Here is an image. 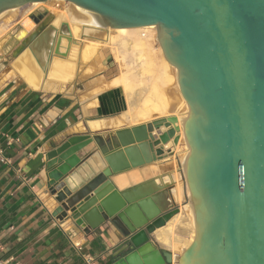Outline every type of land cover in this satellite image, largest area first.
Returning <instances> with one entry per match:
<instances>
[{
  "label": "water",
  "instance_id": "obj_1",
  "mask_svg": "<svg viewBox=\"0 0 264 264\" xmlns=\"http://www.w3.org/2000/svg\"><path fill=\"white\" fill-rule=\"evenodd\" d=\"M47 1L0 0V19ZM65 1L78 9L74 20L84 14L114 28H156L189 110L182 126L171 115L118 129L106 145L100 136L82 134L49 152L48 188L60 203L52 215L63 219L72 209L89 232L83 214L100 201L102 217L125 234L112 251L115 264H264V0ZM43 16L31 14L37 24ZM51 35L42 57L39 42ZM65 36L71 41L66 22L38 32L29 47L41 66L54 54L68 55L60 48ZM181 132L189 148L181 166L195 235L174 256L149 236L179 212L155 196L169 184L125 185L117 177L174 155L163 145H178ZM93 142L103 168L85 181L76 169L94 154Z\"/></svg>",
  "mask_w": 264,
  "mask_h": 264
},
{
  "label": "crops",
  "instance_id": "obj_2",
  "mask_svg": "<svg viewBox=\"0 0 264 264\" xmlns=\"http://www.w3.org/2000/svg\"><path fill=\"white\" fill-rule=\"evenodd\" d=\"M17 16L20 18L21 13ZM4 24L0 25V35L6 30ZM20 44L9 52L0 47V259L4 264H115L112 251L125 234L114 220L102 217L100 201L83 214L89 232L76 223L72 209L63 219L52 215L60 203L48 188L47 155L74 135L100 136L106 145L113 141L116 130L145 121L125 117L132 105L124 88L109 86L121 70L103 48L92 64L85 65L82 59L75 62L74 77L62 84L46 79L50 62L46 69L38 61L37 65L28 50L24 51L26 45L18 47ZM35 78H40L36 84ZM165 90L172 101L171 109L178 103V90L173 82ZM90 147L94 154L76 169L77 176L85 181L92 170L103 168L100 149L95 142ZM163 148L166 152L176 149L173 140ZM139 154L142 156V151ZM180 162L176 153L117 177L125 185L147 181L169 184L155 196L160 195V202L171 203L168 211L179 208V212L149 236L160 249L170 251L158 231L169 227L172 217L186 210ZM89 196L90 200L96 197L93 193ZM88 257L92 258L90 263Z\"/></svg>",
  "mask_w": 264,
  "mask_h": 264
},
{
  "label": "bare ground",
  "instance_id": "obj_3",
  "mask_svg": "<svg viewBox=\"0 0 264 264\" xmlns=\"http://www.w3.org/2000/svg\"><path fill=\"white\" fill-rule=\"evenodd\" d=\"M52 1L57 3L64 2L65 0H49L47 2H41L34 7H30L31 4L24 6H29L31 9L34 8L32 13H30V9H28L21 13L20 18L14 19V21H16L14 28L4 34L0 47L2 46L5 52H9L21 42L18 47L25 44L26 49H24V51L28 50L38 65L29 44L33 42V39L38 35V32L46 28L49 24H52L58 29L63 22H66L71 29L72 39L71 41H68L66 36L63 37L60 48L62 52H67L68 55L62 56L56 54L52 56L49 70L45 75L46 79L60 82L62 84L69 82L74 77V69L76 65L70 57L72 58L78 48H80L81 59L85 61L93 58V55L97 52V49L100 46L109 45L115 50V52L118 51L122 56V64H124L122 74L108 85H120L125 91H127V97L131 103L129 105H132V109H129L125 114V117L131 121L142 122L143 120L146 123L156 118L175 115L179 118V124L182 126V121L189 110L188 105L179 89L176 68L166 60L161 46L160 56L157 55L158 53L153 47L152 40L155 37L158 38V30L156 28L152 26L114 28L111 26H105L98 16L84 14L80 15L78 20H74V15L78 14L77 8H72L67 11L58 10L57 12H52L49 8L47 9V7L41 6L44 4L47 6L46 4ZM39 6L42 8H39ZM22 8H16L11 12L14 16H17V12ZM36 10L38 12H35ZM33 12H47V14H45L43 21L37 24L31 17ZM52 37L53 35L45 36V38L39 42V46L42 47L41 52H43L44 55L46 54V45H48L47 41ZM171 69L174 70L173 74H171ZM141 78L147 79L145 85L140 83ZM39 79L40 78H35V84ZM174 80H176L179 89V98H176L178 100L177 105L173 102L176 106L171 109L176 110V112L170 111V103H172V101L165 90L166 86ZM182 109H184V111H181ZM156 114L158 116L154 117ZM118 117L120 116H117V118ZM125 122L123 121V123ZM118 124L120 125V123ZM181 135L180 143L174 145L176 149L173 150L175 154L178 153L180 151V144H184L185 150L181 154V157H183V155L189 151V148L184 140L182 132ZM178 191L179 192L176 191V194L178 193L177 197L179 199L181 196L179 189ZM174 222L179 226L182 235H178L174 232ZM194 235L195 225L189 213L187 214L186 220L183 217V213L175 215L172 217L169 227L159 229L158 231L160 240L172 249L171 252L174 256L177 255L175 254L177 247L179 245L184 248L188 247L192 242Z\"/></svg>",
  "mask_w": 264,
  "mask_h": 264
},
{
  "label": "rangeland",
  "instance_id": "obj_4",
  "mask_svg": "<svg viewBox=\"0 0 264 264\" xmlns=\"http://www.w3.org/2000/svg\"><path fill=\"white\" fill-rule=\"evenodd\" d=\"M47 6H45V4L44 5H41L42 7H47V9L49 8L50 9V11H58V10H69V9H72V8H75V7H73L68 1H64V2H54V1H52V2H49L48 4H46ZM41 6H39V8L41 7ZM41 7V8H42ZM39 8H37V9H39ZM28 9H30V13H32V11H33V9L34 8H30L29 6H27V7H24V8H22V9H20L18 12H17V14L16 15H18L19 13H22V12H24L25 10H28ZM35 12H38L37 10L35 11ZM77 12H78V9H77ZM34 13V12H33ZM45 14H47V12H44V16H43V18H42V21H43V19H44V17H45ZM16 18H18L17 16H14V14L12 13V12H10V13H8L7 15H5L4 16V18H2L1 20H0V25H2V24H4V28L6 29V30H3V33L0 35L1 36V40H2V37L4 36V34L7 32V31H11L13 28H14V25H15V22L16 21H14V19H16ZM13 21H12V20ZM41 21V22H42ZM152 44H153V47L155 48V50H156V52L157 53H159V54H161V48H160V44H159V40H158V38L157 37H155L153 40H152ZM103 48V49H102ZM100 49H102V52H109L110 54H111V59L113 60V61H116L117 63H118V65H119V67H120V70H121V74H122V72H123V65L124 64H122V62H123V60H122V56L118 53V51H116L115 52V50L112 48V47H110L109 45H106V46H100L98 49H97V52L93 55V58L92 59H90V60H85L84 61V64L85 65H87L88 63L89 64H92L93 63V61L94 60H98L99 59V57H98V51L100 50ZM78 50V51H77ZM76 50V53H78V54H76V53H74V55L72 56V58L70 57V59L72 60V61H74V62H77L78 60H80L81 58H80V48H78ZM97 55V56H96ZM95 56V57H94ZM173 70V69H172ZM88 72H90V71H92L91 69H90V67L88 68V70H87ZM173 73H174V70H173ZM146 82H147V79L146 78H141V81H140V83L142 84V85H145L146 84ZM173 83H175V86L177 87V90H178V94H179V89H178V86H177V82H176V80H174L173 81ZM171 84V83H170ZM125 91V90H124ZM127 91H125V93H126ZM181 111H184V109H182ZM172 112H176V110H172ZM155 116H158L157 114L156 115H154V117ZM185 150V147H184V144H182L181 143V146H180V151L178 152L179 153V158H180V161H182V157H181V154L183 153V151ZM180 173H181V178H182V180H183V183H184V185H185V188H186V198H185V200H186V207H185V213H183V217H184V219L186 220V218H187V214H188V211H187V206H188V196H187V194H188V191H187V187H186V184H185V180H184V178H183V169H182V166H181V162H180ZM176 226V225H175ZM174 232H176L177 234H182V232L179 230V226H176V227H174ZM182 247V246H181ZM184 247H182V248H178L177 250H176V253L177 254H180L181 253V251H182V249H183Z\"/></svg>",
  "mask_w": 264,
  "mask_h": 264
},
{
  "label": "built area",
  "instance_id": "obj_5",
  "mask_svg": "<svg viewBox=\"0 0 264 264\" xmlns=\"http://www.w3.org/2000/svg\"><path fill=\"white\" fill-rule=\"evenodd\" d=\"M87 261H88V263H90L92 261V258L88 257ZM0 264H4V262L1 259H0Z\"/></svg>",
  "mask_w": 264,
  "mask_h": 264
}]
</instances>
